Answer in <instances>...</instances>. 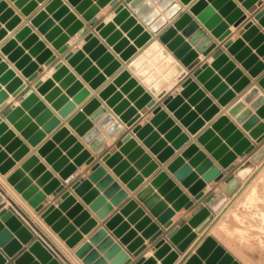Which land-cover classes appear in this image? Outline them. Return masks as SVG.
I'll list each match as a JSON object with an SVG mask.
<instances>
[{
	"label": "water",
	"instance_id": "1",
	"mask_svg": "<svg viewBox=\"0 0 264 264\" xmlns=\"http://www.w3.org/2000/svg\"><path fill=\"white\" fill-rule=\"evenodd\" d=\"M18 7L22 8V12L26 15L36 7V2L30 0H14ZM30 1V2H29ZM75 9L82 14L88 21L89 25L95 24V30L106 38V42L114 45V50L122 51L120 57L127 60L135 51L133 46L128 47L127 40L122 38V30L131 29L129 37H139L138 42L146 41L151 37L149 31H144V26L137 23L136 16L131 14V11L125 6V3L135 10V13L142 17L144 22L149 25L150 30L154 33L159 32L167 23L169 19H174L171 26H168L161 34V39L168 43V47L175 51L177 57L181 58L185 66L191 65L196 61L198 52L197 50L204 51L207 55L210 50L215 46L212 40L205 36L202 29H198L197 22L191 21L192 17L189 12L182 11V6L174 0H151L158 4V10L165 12L161 16L158 10L152 9L151 2L146 0H98L96 5L92 0H68ZM187 4L190 0H181ZM243 5L250 9L253 7L257 0H240ZM115 6L116 16L113 22L107 24L103 22L97 23L95 16L99 10V6L108 3ZM210 2V4H209ZM7 3L5 0H0V21H6L8 27L19 20V17L13 15L10 8H6ZM47 11H52V18H48L46 11L37 12L32 18L31 22L38 26L39 30L46 33V38L53 41V46L64 52L67 46L64 44L68 39V34L74 35L76 32L82 34L87 30L81 19H78L76 14L70 11L68 5L63 4L62 0H50L46 6ZM188 10L200 21L207 30L218 40L223 41L230 34V23L238 26L245 18L244 11L237 7L234 0H196ZM178 15V16H177ZM177 18L175 19V17ZM256 18L264 25V8L257 14ZM54 19H59V26L54 25ZM115 23H123L121 30L115 28ZM66 27V32H62L61 28ZM246 31L242 34L243 38H253L251 44H262L259 51L264 52V34L259 32L258 27L252 22H247ZM182 29L183 35H190V41L184 42L182 35H177V30ZM6 35L5 29H0V39ZM24 40L23 47L17 46L18 40ZM86 44L82 50L76 52L68 51L64 54V59L76 67L79 73H82L85 80H89L90 85L97 87L102 82V76L99 75L98 69L91 66L90 61L84 58L83 51H90V57L97 59V66H106V72L114 71L121 64L114 59V56L107 51L106 47L101 44L93 32H88L85 35ZM199 42L196 49H192L190 43ZM29 54H24V47H29ZM224 46L228 51L234 55L235 59L242 62L243 66L250 69V73L256 76L264 68V64L256 63V57L250 55L248 47L244 46L242 39L232 41L227 39ZM0 51L8 55V59L15 61L16 67L23 69L22 73L27 77L28 81H33L37 78L38 64L31 62V54H39L37 60L49 66L57 58V54L52 52L51 49L46 48L43 41L38 40V36L32 33L30 26H23L14 36V38L6 41L0 46ZM213 60L211 63L203 62L199 67L195 68L192 76L187 77L183 84L182 90L176 95H170L164 99L166 107L174 113L181 123L188 126L191 133H196L198 129L204 124V118L212 117L217 111V104L213 103L212 98L206 94V90L210 91L214 97H218L219 101L225 104L232 96L231 92L227 91V82L239 79V87L248 82V79L242 75L240 69L236 68V62L230 58L227 52L222 48L215 50L212 53ZM55 72L50 78L43 80L37 78L34 81V88L38 92L45 95V99L52 103V107L59 110L62 116L68 113L75 107L76 102H81L85 97L90 94L88 88L84 86L81 80L77 79L76 75L70 71L68 65L64 60L59 59L54 63ZM215 70L217 73H215ZM222 77H226V82L222 81ZM125 88L133 89L132 97H139L137 105L142 107L144 104L151 106L155 100L152 96L144 92L142 86L138 85L134 78H130L127 71H122L117 81L128 80ZM60 81V85L55 86V82ZM203 84L200 87L199 83ZM258 83L264 87V74L258 79ZM2 85H5L4 87ZM27 83L22 78L16 75V72L9 68L8 62L0 54V173L6 174L7 171L14 165V159L8 157L7 150L16 148L21 145L18 138H13L14 134L8 129L6 119L11 122L14 127L20 131V134L28 140L32 145H36L45 133L44 128H50L58 120L52 115L50 109L46 108L44 103L33 90L27 88L23 93V100L19 104L13 102L11 105L6 106L9 92L13 96L20 93ZM66 93L62 94V88L68 87ZM206 89V90H205ZM113 91L111 86L105 87L100 93L103 97H109ZM74 95L73 100H69L68 96ZM257 98L254 105H262L259 113L264 115V96L259 94L258 89L253 87L249 90L245 98ZM120 98L119 94L113 95L108 103L113 105ZM126 102H121L115 110L119 113L126 107ZM194 106V109L191 107ZM242 107V102H237L229 111L232 114L237 113ZM93 114V119L100 117L106 113L105 109L100 106V102L96 98H92L83 108L81 112L76 113L70 124L77 127V131L83 135V138L91 143L92 148L97 154L104 151L103 143L106 140L103 136H98L99 130L93 127L92 120H86V113ZM40 113L34 119L33 117ZM155 116L152 119L154 122H161V128H170L168 134L174 137L173 145L180 147L188 140V136L182 133L174 121L168 117V114L160 106L154 109ZM199 113L203 115L198 117ZM250 110L246 109L241 112L237 119L243 121L245 117L249 116ZM140 114H137L134 109H128L124 112L121 118L131 125ZM36 117V116H35ZM134 117V118H131ZM46 121L44 127L40 123ZM112 124L107 130L108 133L117 132L120 135L124 128L120 126L117 121H113L112 116L107 114L102 120L103 124ZM258 123L256 116H251L244 124L243 127L250 130V135L256 139L257 143L264 139V122ZM150 125L139 126L136 125L133 131L139 137L144 139V142L151 147L154 153H158V159L165 161L172 153L171 148H164L165 141L160 139L157 132H153L146 136L151 130ZM216 131H219L216 134ZM68 135V129L65 127L59 128L53 135L52 140L58 141ZM13 139L9 146L3 149L2 144L7 140ZM223 139L225 142H223ZM198 142L202 143L205 149L218 160L221 166L230 171L234 167L233 160L237 154L243 152L250 153L255 144L252 143L243 133L236 128V126L229 122L226 115L219 116L210 127L206 128L197 136ZM75 138L69 136L62 143L65 147L74 143ZM233 146V150H229V146ZM53 147L52 141L45 142L40 148L39 152L46 155ZM83 148L82 144L76 143L74 147L65 155L62 156L59 150L52 151L46 159L53 163V167L60 171L61 177L65 182H60L58 179L53 178L50 172L44 174L32 183V177H37L40 173L45 171L44 165L38 162L35 156H30L28 160L22 165V169H30L34 166L29 176H25L23 171L18 169L8 176L7 180L14 188L21 193L22 197L27 200L28 204L36 211L40 212L41 217L45 223L49 225L58 236L62 238L69 247H74L75 244L82 238L80 232L76 231V225L83 223L82 229L88 231L96 222L90 218L88 211L83 210L81 204L76 203L75 196L71 194L70 190H65V185L70 184L71 188L76 194L82 197L83 201L90 204V207L98 209L104 203L106 197L111 198L113 205H119L128 195L126 190L122 189L117 181L111 174L107 173L106 169L100 162H96L92 166V172L88 177H80L74 180L73 171L75 164L69 163V155L78 153ZM26 148L20 147L18 154L22 153ZM133 149L130 157H139L137 165H144L149 163L145 171L155 169L158 167L156 162L152 161L148 154H145L141 147L137 146L135 139L131 134H126L123 138V143L119 150L110 153L107 152L103 155V160L110 167H115L114 171L121 174L127 167V162L122 161L123 154L128 150ZM264 156V147L258 148L251 155L250 159L254 163H258ZM84 158L86 163L90 164L94 160V156L90 155L87 151H83L79 156V161ZM187 161V162H186ZM166 168L174 174V177L194 196L199 200L204 196L203 188L207 181H218L224 173L220 168L213 164V161L207 156L205 152L199 149L195 143H189L182 148L177 156L166 164ZM134 175V170L128 169L121 178L126 182ZM200 175L201 178H200ZM140 178L135 177L128 182L131 189H135L139 184ZM47 183L42 190L38 189V185ZM96 183V186H93ZM240 181L233 174L227 176V181L222 190L218 193L210 192L204 196V200L214 210H218L226 200V196L231 195L239 186ZM156 188V191H154ZM100 190L103 195H100ZM53 193L54 196H60L58 205L51 203L44 207V200L46 194ZM163 197V199L161 198ZM138 198L143 202V205L148 208L151 213L157 217L158 221L165 227H168L172 220L170 218L174 215L176 210L181 208L189 209L194 205V201L188 196L187 193L182 191L179 184L170 178L165 170L158 172L150 181V186L144 187L138 193ZM1 201V200H0ZM168 203H171L170 207ZM72 207L69 211L68 209ZM112 209L110 204H106L98 212L100 217H104L108 210ZM63 211H68L67 215L74 217L72 223L68 222L67 217L62 216ZM133 211L129 220L140 219L136 228L141 229L145 227L143 235L150 236V241H155L163 234V229L159 228L156 223L152 222L149 215L144 214L143 208H139L134 200H129L120 212L115 213L110 217L105 225L113 230V233L120 237L123 244L127 245V249H123L119 242H115L111 235H108L104 227L99 228L89 239L84 242L80 247L75 250L84 264H131L133 256H138L145 248L146 245L142 244V237H136L135 230H128V222H122V215ZM213 217L208 206L199 202L194 206L193 212L186 223L176 224L171 227L166 236L177 245L179 250H184L189 242L195 237V232H191V227H195L196 231H201L203 227ZM128 230V231H127ZM205 235V234H204ZM203 235V236H204ZM27 243L26 248H22L23 244ZM96 245V248H93ZM154 254L148 258L143 256L139 257L135 264H157V259H161L160 264H172L179 256L176 249H173L171 244L160 238L154 243ZM100 252L104 254L101 256ZM132 255H130V253ZM12 258L13 264H62V262L54 255V253L44 244L42 240L35 237L32 230L19 218V216L11 208H2L0 210V264H5L7 257ZM108 260H111L109 263ZM204 261V262H203ZM184 264H241L234 256L228 252L222 245H220L211 235L205 236L202 244L196 249Z\"/></svg>",
	"mask_w": 264,
	"mask_h": 264
},
{
	"label": "crops",
	"instance_id": "2",
	"mask_svg": "<svg viewBox=\"0 0 264 264\" xmlns=\"http://www.w3.org/2000/svg\"><path fill=\"white\" fill-rule=\"evenodd\" d=\"M5 1L7 3L6 8L12 9L13 15L18 16L19 20L12 25L13 26L12 28L7 26V23L10 21V18L6 19V21H0V29L6 30V35L0 39V46H2L9 39L14 38L15 34L23 26L25 25L30 26L32 29V33H35L38 36V40L43 41L46 48L51 49L52 52L57 54L56 60L52 62L49 66H45L44 63H41L39 62V60H37V57L39 54H31L30 56L31 62L38 64L39 74L37 78H42L43 80L50 78L52 74L55 72L54 63L57 60L62 59L68 65L70 71H72L76 75L77 79L81 80L84 86L89 89L90 94L87 97H85L81 102H76L75 107L68 113V115L64 117L59 113V110L52 107L51 102H48L45 99V95L41 94L40 92L37 91L36 88H34L33 84L37 78L33 81H28L27 77L22 73L23 69L16 67L15 61L9 60L8 55L3 54L0 51V54L2 55V57L8 62L9 68H12L16 72V75L20 76L22 80L27 83L26 87L16 96H13L12 92H9V96L6 100L7 101L6 106L11 105L13 102H15V104H19L21 100H23L22 93L27 88H33V90L36 92V94L40 98V101L44 103L46 108L51 110L52 115L56 117L58 120V123H56V125L50 128H47V127L44 128L45 129L44 137L36 145H32L30 142H28L27 139H25L20 134V131H18L14 127V125L6 119V122L8 123V126H9L8 129L11 130L14 134L13 138H18L21 142V145L16 148L7 150V146L10 145L13 139H9L6 141V143L2 144V148L3 149L6 148L7 150L8 157H12L14 159V165L7 171V173L5 174V178H3V175L0 173V177H1L0 178V198H1L0 210L2 208L13 209L14 212L19 216V218L32 230L35 237L42 240L44 244L62 262V264H84L82 260L78 256H76L75 250L78 247H80L84 242L88 241V239L101 227H104L108 235H111L114 238L115 242H119L123 249L128 250L127 245L121 242L120 237L116 236L113 233V230L108 228L105 225V222L110 217H112L115 213L120 212V209L122 208V206H124L129 200L136 201L138 204V207L143 208L144 214L149 215L152 218V222L156 223L158 227L163 229L164 231L161 236H159L155 241L151 242L150 236L143 235V231L145 230V227H142L141 229L136 228V225L138 224L140 219H136L133 221L129 220V217L132 215L133 211L123 214L122 222H128V226H129L128 230H135L136 237H142L143 239L142 244L146 245V248L138 256H133V262L131 264H135V261L141 256L145 258L153 256L154 250H155L154 243L160 238H164L165 241L169 242L172 248L176 249L179 253L178 258L172 264H184L186 260L192 254L196 252V249L202 244L205 236L207 235H211L220 245H222L228 252H230L234 256V258L238 260L241 264L264 263V156L258 163H254L250 159L253 152H255L260 147H264V139L261 142L257 143L256 139H254L250 135V130H247L243 127V124L251 116H256L258 118V123L256 124V126L264 122V115L258 112L262 105H254L257 95L254 97L245 98L249 90L253 87L257 88L259 94L264 96V87H262L258 83V79L264 74V68L262 69V71H260L258 75L253 76L250 73V69L243 66L242 62L235 59L234 55L231 54L228 51V49L224 46V42L227 39L235 41L240 38L244 42V46L249 48L250 55H254L256 57V63L264 64V52L259 51V48L261 47L262 44L258 43V44L253 45L251 44L253 38L250 37L247 39V38L242 37V34L246 31L245 25L247 22H252L254 25L258 27L259 32L264 34V25H262L259 22V20L256 18V14L262 8H264V0H257L256 3H254L253 7L250 9L246 8L243 5L242 1L234 0L237 4V7L241 8L244 11V13L246 14V18L238 26H234L233 24L230 23L229 28L231 32L227 36V38L223 41H218L211 34V32L207 30L206 27L200 21H198V19H196V17L188 10V8L196 0H190L187 4L183 3L181 0H174L175 2H177L178 4L182 6V11L179 13V15L184 12H189V14L192 17L191 21L197 22L198 29H202L205 33V36H208L212 40V43H215V46L210 50V52L207 55L204 53V51L197 50V46L199 45L198 41H196L195 43H190L191 48L197 50L198 56H197L196 61L193 62L189 66H185L181 58L176 56L175 51L171 50L168 47V43H166L165 41L161 39L162 32H164V30L168 26L172 25V22H174V19H169L168 23L159 32L154 33L150 30L149 25L144 22L143 18L138 16L135 13V10H133L128 5V3H125L124 0H119V2L123 1L125 6L131 11V14L136 16L137 23H140L144 26V31H149L151 33V37L148 40L138 42L137 41L139 38L138 36L134 38L129 37L128 34L131 29L122 30V38H125L127 40V44H128L127 46L128 47L133 46L135 48V51L131 54V56L127 60H124L122 57H120V54L122 51H119V52L115 51L113 49L114 45L108 44L106 42V38L102 37L98 33V31L95 30L96 23L93 25H89L88 21L82 16L80 12H78L75 9V6L72 5L68 0H62L63 4L68 5L70 11L74 12L78 19L82 20L84 25L87 26V30L80 35L78 34V32H76L74 35L68 34V39L64 43L67 46V48L64 52H59V50L53 46V41H50L48 38H46V33L41 32L38 29L39 27L34 25L31 22V18L37 12L41 10L47 12L48 18H52L53 12L46 10V6L50 2V0H30V1L36 2V7L28 15L22 12V8L18 7L15 4L14 0H5ZM97 1L98 0H92V3L96 5ZM146 1L151 2L152 9L158 10L157 3L152 2L151 0H146ZM158 12L160 13L161 16H164L165 14V12L162 10L160 11L158 10ZM2 14H3V11L0 12V16ZM95 16L97 17V23L103 22L107 24L109 22H113V18L116 16L115 6H111L109 2L103 6L100 5L99 10L97 11ZM177 16L175 17V19L177 18ZM59 22H60L59 19H54L55 26H59ZM122 24L123 23H115V28L120 29ZM61 30L62 32L65 33L67 28L62 27ZM88 32H93L94 36L98 38L99 42L103 44L106 47L107 51L110 52L114 56V59L120 62L121 64L114 71L106 72L107 65L104 67L97 66V59L90 57L91 50L83 51L84 58L88 59L90 61L91 66L96 67L99 72L98 74L102 76V82L97 87L91 86L90 85L91 81L85 80L83 78L82 73H79L76 70L75 66L71 65L68 62V60L64 59V54L66 52L68 51L76 52L78 50H82L83 46L86 44V40L84 38ZM177 35H182L184 38V42L190 41V35L189 36L183 35L182 29L177 30ZM24 40L25 39L18 40L17 46L23 47ZM156 40L159 41L161 46L164 48L163 52L165 54H163V56L158 55L159 57L157 56V54H154V55L150 54L148 56L147 55L144 56L143 53H145L146 49ZM32 47L33 45H29V47H24V54H29L30 49ZM219 48H222L225 52H227L230 58H232L236 62V68L241 70L242 75L248 79V82L240 87L238 85L239 79L227 82V91L231 92L232 96L225 104L220 102L218 97H214L210 91L205 89L206 94L212 98L213 103L217 104L218 111L209 119L204 118V124L198 129V131L196 133H191L188 130V126L181 123V121L178 118H176V116H174V113L166 107V105L164 104V99L170 95L178 94L183 88L182 84L184 80L187 77L192 76L194 69L199 67L203 62L211 63V61L213 60L212 53ZM167 52L169 53V55L171 54V56L174 58L175 64H180L182 66V71L180 70V71L172 72V75L170 77L171 79L169 78L170 81L166 79L168 77L165 78L161 76L162 72L164 73L165 71L166 73V71L169 70V68L166 67L167 61L166 63H164L165 60H167L165 58L166 57L165 55H168ZM145 57H147L148 59ZM151 59L154 61H152ZM149 61L150 62L152 61V62L150 63ZM163 63L165 65L164 68L162 67L164 66ZM50 69H51L50 71L51 75H46L47 77H45L44 73ZM123 70L127 71L130 78H134L137 84L143 87L144 92H147L152 96L155 102L151 106H149L147 103L144 104L142 107L137 105L139 97H132L131 94L133 92V89L125 88L129 79L125 81H117L119 74ZM215 73H217L216 70H215ZM222 81L226 82V77H222ZM198 83L200 87H203L202 83L200 82ZM58 85H59V81H56L55 86H58ZM147 85L150 86L151 89H149ZM2 86L4 87L5 85H2ZM107 86H111L113 88V91L111 95H109V97L106 98V97L101 96L100 93ZM154 86L156 87V91L152 89V87ZM68 88H69V85L66 88H62L61 90L62 94H65ZM115 94H119L120 98L116 103L111 105L108 103V100ZM73 98H74V95L68 96V99L70 101L73 100ZM92 98H96L100 102V106L103 107L106 111L104 115L100 117H96V119H93L92 117L95 111L91 114L86 113L85 115L86 120H92L93 127L98 128L99 130L98 136H103L106 139L103 143V146L105 149L101 154H97L96 151L92 148L91 143L87 142L83 138V135H81L77 131V127H73L70 124L72 117L76 113L81 112L82 108ZM123 101H125L127 105L124 110L118 113L115 110V108ZM237 102H242V107L239 109V111H237V113L235 114L230 113L229 110ZM157 106H160L163 110H165L166 113L168 114V117L174 121V125H177L180 128L181 132L185 133L188 136V140L184 142L180 147H176L175 145H173L175 138L168 135L171 131V127L161 128L162 126L161 122L152 121V119L155 116L154 109ZM131 108L134 109V111H136L137 114H140V116L137 119H135V121L131 125H127V123L121 118V116L124 112H126V110L131 109ZM191 108L194 109V106H192ZM246 109L250 110L249 116L247 115L243 121H239L237 119V116L241 112L245 111ZM39 114L40 113H37L35 115L36 117L34 116L33 118L36 119L39 116ZM107 114L112 116L113 121H117L120 124V126L124 128V131L120 135H118L117 132L108 133L107 130L110 128L112 121L107 124L102 123V120ZM0 115H1V110H0ZM202 115L203 113H199L198 117L201 118ZM222 115H226L229 119V122L233 123L236 126V128L239 129L243 133L245 137H247L252 143L255 144L254 149L250 153L246 154L243 152L242 154H237V157L233 160L234 167L230 171H226L221 166V164L218 162V160L215 159L211 155V153L205 149L204 145L198 142L197 140V136L202 131H204L206 128L210 127L211 124L214 121H216L219 116H222ZM131 118H134V117H131ZM45 124H46V121H43L42 123H40V126L44 127ZM136 125H139V126L150 125L151 131L146 136H149L153 132H157L159 136V140L162 139L165 141L164 148H171L173 153L165 161L163 162L160 161L158 159V153H154L151 150V147L144 142V139L136 135V133L133 131V128ZM62 127H65L68 129V135L58 141L53 142L52 140L53 135L57 132L59 128H62ZM218 132L219 131H216V134H218ZM126 134H131V136L135 139L137 146L141 147L143 152L145 154H148L151 160L156 162V164H158V167H156L155 169H150L148 171H145L146 167L148 166L150 162L144 165H140V166L137 165L139 157H132V158L130 157L133 149L128 150V152L123 154L122 161L127 162V167L126 169H124V171H122L121 174H118L114 171L115 167H110L108 164H106V162L102 158L103 155L107 152L112 153L115 150H119L120 146L123 143V138ZM69 136H73L75 138V142L66 146V148L62 147L61 146L62 143ZM47 141H52L53 147L51 151H49L46 155H42L39 152V148ZM192 142H195L199 146V149L205 152L207 156L213 161V164L217 165L220 168V170L224 173V176L220 180L218 181L212 180V181L206 182V185L203 188L204 196H206L210 192H213L215 194L220 192L223 186H225L226 184L227 176H229L230 174H233L240 181L239 186L235 189V191L231 195L226 196V200L224 201V203L221 205V207L218 210H214L212 207H210L208 203L204 200V196L199 200L195 199L194 196L188 191V189H186L174 177V174L166 168V164L170 160H172L175 156H177L182 148H184L186 145ZM223 142H225L224 139H223ZM76 143L82 144L83 148L78 153H74V155H69L68 157L69 163L75 164L76 166L75 170L72 173L74 176L73 181L79 179L80 177H85V178L88 177V175L92 172L93 164L96 162H100L106 169L107 173L113 176L114 181H117L120 184L121 188L126 190V192H128V195L119 205H113L111 203V198L106 197L101 207H99L98 209H94L90 207V204L84 202L81 196H79L78 194L74 192V190L71 188V185H70L71 183L66 184L65 190H70L71 194L75 196L76 203L81 204L83 207V210L88 211L90 218L96 222L94 226L89 227L90 229H88V231H85L82 229L83 223L80 225H76V231L80 232V234L82 235V238L75 244L74 247H69L58 236V234L54 232V230H52V228L45 223L44 219L40 215V212H36L28 204L27 200H25L22 197L21 193H19L14 188V185L8 182L7 178L9 175H11L13 172H15L18 169L22 170L25 176H29L30 172L33 169H35L36 166L30 169L23 170L22 165L28 160L30 156H35L38 159V162L44 165L45 171L37 175V177H32L33 184H35L36 181L44 174V172H47V171L52 174L53 178L58 179L60 182H65V180L60 175V171L56 170L53 167V163L49 162L46 159V157L54 150H59L61 152V155L65 156L74 147ZM22 146H24L26 149L22 153L18 154V150ZM229 150L232 151L233 146L230 145ZM83 151H87L90 155L95 157L94 160L90 164H87L86 159L84 158H82L79 161V156ZM128 169L134 170V175L131 179H128V181L125 182L121 178V176ZM161 170H165L168 173L169 177L174 179L176 184H179L181 186L182 191L184 193H187L188 196H190V198L194 201V205L190 207L189 209H185L183 207L180 210H176L174 215L170 218V220H172V223L168 227H165L162 223H160L157 217H155L151 213V211L143 205V202L138 198V193L140 192V190H142L146 186H150V181L152 180V178H154V176ZM242 171L245 173L243 176L241 175ZM201 176L202 175H200V178ZM135 177H139L140 181H139L138 186L135 189H131L128 186V182L134 179ZM3 179L6 181H4ZM46 184L47 183H44V185L43 184L38 185V189L42 190ZM93 186L95 187L96 183H93ZM154 191H156V188H154ZM100 195H103L102 190H100ZM161 198L163 199V197ZM59 201H60L59 195L54 196L53 193H48L46 194V198L43 201L44 207H47L51 203L58 205ZM199 202H202L204 205L208 206L213 217L203 227L201 231H196L195 227H191V232H195L196 234L195 237L189 242V244L186 246L184 250H179L177 245L174 244L166 236V232L174 225L185 222L186 219L191 216L194 206L198 204ZM106 204H110L112 206V209L108 210V212L105 214L104 217H100L98 212ZM170 204L171 203H168L169 207L171 206ZM71 208L72 207H70L68 211ZM68 211H63L62 216L67 217L68 222L72 223L74 221V218H76L78 215H74V217L68 216L67 215ZM217 234H219V236ZM57 237L60 240H58ZM61 241L63 242L60 243ZM22 246H23L22 247L23 249L26 248L27 243H24ZM93 248H96V245H93ZM150 249L153 250V253L149 255L146 254V252H148ZM256 250H258L257 251L258 255L256 257H253L255 259H252L251 253L252 252L254 253ZM129 253L130 255H132L131 252ZM103 254H104L103 252H100L101 256ZM254 254H256V252ZM6 257L8 259L5 264H13L12 258L8 256ZM245 258H248L249 260L246 261ZM110 261L111 260H108L107 262L109 263ZM160 262H161V259H157L156 263L160 264Z\"/></svg>",
	"mask_w": 264,
	"mask_h": 264
},
{
	"label": "bare ground",
	"instance_id": "3",
	"mask_svg": "<svg viewBox=\"0 0 264 264\" xmlns=\"http://www.w3.org/2000/svg\"><path fill=\"white\" fill-rule=\"evenodd\" d=\"M109 17V16H108ZM163 47L161 46V44L159 43V41H155V42H153L147 49H146V52L145 53H143L144 54V56H148V55H150V54H152V55H154V54H157V56L159 55V56H163V54H165L164 52H163ZM168 53V52H167ZM151 55V56H152ZM139 56V55H138ZM158 56V57H159ZM166 56V57H165ZM164 57L167 59V60H165V62L164 63H166V61H167V64H166V67H168L169 68V70L168 71H166V73H165V71H164V73L162 74L160 71V73H161V76L162 77H168V78H166L167 80H169V78L171 77V75H172V72L173 71H182V66L180 65V64H175L174 63V58L171 56V54L169 55V53H168V55H165ZM154 57V56H153ZM145 58H147V57H145ZM150 58H152V57H150ZM209 58V57H208ZM212 58V57H211ZM210 58V59H211ZM148 59V58H147ZM157 59V58H156ZM150 60V59H149ZM152 60V59H151ZM139 61H140V59H139ZM152 61H154V60H152ZM151 61V62H152ZM138 62V61H137ZM150 62V61H149ZM150 62V63H151ZM135 63H136V61H135ZM156 63V62H155ZM164 63H163V65H164ZM159 64V63H158ZM135 65V64H134ZM153 65H155V64H153ZM141 67V66H140ZM163 68L165 67V65L164 66H162ZM139 68V67H138ZM158 68V67H157ZM161 69V68H160ZM153 70V69H152ZM50 71H51V69L50 70H47L44 74H45V77H47L46 75H51L50 74ZM163 71V70H162ZM158 72V73H159ZM148 74V73H147ZM139 75V74H138ZM164 75V76H163ZM142 76V75H141ZM145 77V76H144ZM159 77V76H158ZM146 79V78H145ZM144 79V80H145ZM148 79V78H147ZM160 79V78H159ZM171 79V78H170ZM143 80V81H144ZM158 80V79H157ZM156 80V81H157ZM170 81V80H169ZM145 82V81H144ZM154 82V81H153ZM150 83V82H149ZM155 83V82H154ZM152 84V83H151ZM59 85H60V81H59ZM145 85H146V83H145ZM147 87L149 88V89H151L150 88V86H148L147 85ZM152 89L154 90V91H156V87L154 86V87H152ZM161 90V89H160ZM160 92V91H159ZM155 93V92H154ZM263 167V166H262ZM255 170V169H254ZM245 173L242 171L241 172V175L243 176ZM3 175V174H2ZM1 178V177H0ZM3 178H5V174L3 175ZM4 180V179H3ZM253 180V179H252ZM4 181H6V180H4ZM246 199V198H245ZM0 200H1V198H0ZM233 208V207H232ZM231 211H233V210H231ZM177 217V216H176ZM222 220V219H221ZM225 222V221H224ZM220 223V222H219ZM223 223V222H222ZM216 227V226H215ZM53 230V229H52ZM55 232V231H54ZM57 233V232H56ZM58 234V233H57ZM215 234V233H214ZM218 236H219V234H217ZM57 236V235H56ZM221 237H222V235H221ZM58 238V237H57ZM224 238V237H223ZM62 239V238H61ZM228 239V238H227ZM58 240H60L59 238H58ZM63 240V239H62ZM64 241V240H63ZM63 241H61L60 243H62ZM65 242V241H64ZM66 243V242H65ZM225 243H226V241H225ZM228 245V244H227ZM153 253V250H149L148 252H146V254H152Z\"/></svg>",
	"mask_w": 264,
	"mask_h": 264
},
{
	"label": "rangeland",
	"instance_id": "4",
	"mask_svg": "<svg viewBox=\"0 0 264 264\" xmlns=\"http://www.w3.org/2000/svg\"><path fill=\"white\" fill-rule=\"evenodd\" d=\"M257 251H258V250L255 251L256 254H254L255 252H254V253H253V252L251 253V256H252L251 258H252V259H255V258H253V257H256V256L258 255V254H257ZM241 256H243V255H241ZM245 260L248 261L249 259H248V258H245ZM260 264H264V263H260Z\"/></svg>",
	"mask_w": 264,
	"mask_h": 264
}]
</instances>
